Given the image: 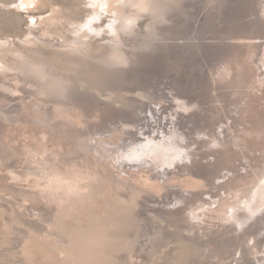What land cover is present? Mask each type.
Masks as SVG:
<instances>
[{
	"label": "rangeland",
	"instance_id": "1",
	"mask_svg": "<svg viewBox=\"0 0 264 264\" xmlns=\"http://www.w3.org/2000/svg\"><path fill=\"white\" fill-rule=\"evenodd\" d=\"M0 264H264V0H0Z\"/></svg>",
	"mask_w": 264,
	"mask_h": 264
},
{
	"label": "bare ground",
	"instance_id": "2",
	"mask_svg": "<svg viewBox=\"0 0 264 264\" xmlns=\"http://www.w3.org/2000/svg\"><path fill=\"white\" fill-rule=\"evenodd\" d=\"M234 73H239V72H234ZM243 73H244V72H243ZM243 73H242V71H241V74H240V75L242 76ZM244 74H245V73H244ZM233 75H234V77H236L235 74H233ZM233 75H232V76H233ZM234 77H233V78H234ZM238 77H239V76H238ZM242 78H243V77H242ZM235 79H236V78H235ZM230 80L232 81V79H230ZM240 80H242V79L240 78ZM243 80H244V79H243ZM243 80H242V81H243ZM235 82H236V81H235ZM235 82H234V83H235ZM231 83H232V82H231ZM234 83H233V84H234ZM233 84H232V85L230 84V85L233 86ZM235 85H236V84H235ZM237 85H238V83H237ZM237 85H236V86H237ZM239 85H241V84L239 83ZM239 85H238V86H239ZM236 88H237V87H236ZM234 89H235V88H234ZM236 91H237V90H236Z\"/></svg>",
	"mask_w": 264,
	"mask_h": 264
}]
</instances>
